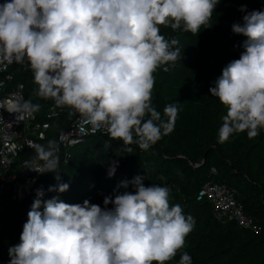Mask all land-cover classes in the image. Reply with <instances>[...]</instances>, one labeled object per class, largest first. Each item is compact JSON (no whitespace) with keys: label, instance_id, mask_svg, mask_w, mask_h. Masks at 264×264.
<instances>
[{"label":"clouds","instance_id":"1","mask_svg":"<svg viewBox=\"0 0 264 264\" xmlns=\"http://www.w3.org/2000/svg\"><path fill=\"white\" fill-rule=\"evenodd\" d=\"M219 2L3 0L0 70L27 62L37 96L73 109L110 139L148 150L174 130L181 110L175 103L164 106L165 120L152 105L154 73L175 67L181 52L179 41L166 39L160 28L197 34ZM239 11L246 14L232 31L246 37L243 51L209 88L226 108L218 130L222 144L234 134L253 139L264 130V10L241 6ZM39 108L22 97L0 100V109L16 114L17 121ZM35 148L44 163L29 169L57 173L55 141ZM117 167L118 161L109 162V178ZM54 178L57 184L48 191L69 190L59 175ZM144 179L137 175L121 181L117 189L131 184L134 191L114 190V196L104 197V207L87 199L82 204L42 200L44 189L37 188L20 242L8 250L9 264H166L184 247L195 220L185 216L181 205L169 203L167 187L145 186ZM178 264H192L191 255L183 252Z\"/></svg>","mask_w":264,"mask_h":264},{"label":"trees","instance_id":"2","mask_svg":"<svg viewBox=\"0 0 264 264\" xmlns=\"http://www.w3.org/2000/svg\"><path fill=\"white\" fill-rule=\"evenodd\" d=\"M241 6H246L247 11L264 10V0H220L208 24L197 34L161 26L160 34L169 40L177 39L181 52L175 67H170L167 72L159 68L154 73L152 105L166 120L164 106L178 104L181 110L174 130L163 135L148 150L133 143L129 152L120 140L110 139L107 134L91 135L71 149L69 165L58 168L57 173L40 177L24 201L4 202V210L0 212V264L9 263V248L20 242L37 188L42 186L44 189L42 200L57 197L65 203L82 204L87 199L104 207V197L114 196V190L121 193L134 191L131 184L127 189H117V185L121 181H131L137 175L145 177V186L167 187L169 203L181 205L185 216L195 220L184 247L166 264H178L183 252L191 255L194 264H264V130L253 139L246 133H239L223 144L219 142L218 130L226 108L218 98L210 95L209 88L214 86L222 70L214 68L207 84L199 57L204 51H213L227 64L239 58L246 37L233 33L232 25L242 23L246 13L239 11ZM17 79L28 86V92L33 96L31 102L40 106L36 112L39 120L52 126L44 146L49 141H55L56 145L57 136L69 128L71 118L65 110L49 113L56 104L51 99L42 101L36 95L28 65L19 71ZM116 149L119 154L111 161H118V167L115 175L109 178L108 158L114 157ZM56 175L69 184L68 191H48L50 186L57 184ZM207 180H216L236 189L246 213L255 219L261 232L254 234L239 228L234 221L218 219L208 203L197 202L198 191Z\"/></svg>","mask_w":264,"mask_h":264},{"label":"built area","instance_id":"3","mask_svg":"<svg viewBox=\"0 0 264 264\" xmlns=\"http://www.w3.org/2000/svg\"><path fill=\"white\" fill-rule=\"evenodd\" d=\"M2 2L3 0H0V3ZM27 65V62H14L5 70H0V82L3 85L0 87V100L6 97L30 100L33 97L28 92V86L17 79L19 71ZM37 87L35 84V92ZM42 101L47 102L44 98ZM57 109L65 110L72 120L69 128L56 138L55 155L59 158L60 168L69 165L72 159L71 149L85 142L91 135L106 133L103 130H94L73 109L52 106L49 113L55 114ZM0 116L3 117V120H0V212H3L4 202L24 201L31 194L38 179L47 174H40L39 169L36 172L29 167L37 168L44 163L37 159L35 146H44L52 126L48 122L40 121L36 113L32 117L17 121L16 114H9L0 109ZM123 145L126 148L131 146L124 143ZM213 172L216 170L213 169ZM196 200L208 203L213 215L218 219L234 221L239 228L254 234L261 232V227L255 219L246 213L237 190L225 183L207 180L200 187Z\"/></svg>","mask_w":264,"mask_h":264},{"label":"rangeland","instance_id":"4","mask_svg":"<svg viewBox=\"0 0 264 264\" xmlns=\"http://www.w3.org/2000/svg\"><path fill=\"white\" fill-rule=\"evenodd\" d=\"M160 29H162V27ZM199 39L202 40L201 38ZM199 57L205 69V77H206L207 84L210 78L213 76L211 72L214 68L218 67L222 70L227 65L226 61L220 55L214 53L213 51H204L203 53L199 55ZM118 154H119V150L116 149L114 157L111 155V157L108 158V162L113 160L115 156ZM193 262L194 260H192V264H194Z\"/></svg>","mask_w":264,"mask_h":264}]
</instances>
